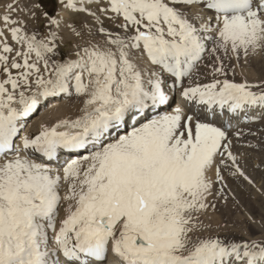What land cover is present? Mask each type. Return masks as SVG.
I'll use <instances>...</instances> for the list:
<instances>
[{"label": "snow or ice", "instance_id": "snow-or-ice-1", "mask_svg": "<svg viewBox=\"0 0 264 264\" xmlns=\"http://www.w3.org/2000/svg\"><path fill=\"white\" fill-rule=\"evenodd\" d=\"M58 3L73 18L45 10L43 32L13 4L0 16V264H264V239L198 235L227 178L255 183L232 121L264 118V80L230 79L225 57L264 60V0ZM65 30L77 42L60 61ZM166 86L191 110L147 115ZM60 94L79 115L24 132L41 98Z\"/></svg>", "mask_w": 264, "mask_h": 264}, {"label": "rangeland", "instance_id": "rangeland-1", "mask_svg": "<svg viewBox=\"0 0 264 264\" xmlns=\"http://www.w3.org/2000/svg\"><path fill=\"white\" fill-rule=\"evenodd\" d=\"M38 2L39 0H0V16L9 11L7 8L8 4H13L16 10L11 12L12 18L26 21L29 31L40 28L42 32L46 30L45 26L47 25L48 18L40 13L45 10L52 17L58 18L67 16L69 19L73 18L72 13L70 11L65 12L58 3V0H44L43 8L34 9L38 16V19H36L28 10L33 9L34 5ZM52 27L54 28V26ZM64 34L65 42L61 45V55L55 57V59L60 58L61 61L73 58L71 49L73 51V44L77 42L74 37L68 35L67 30H65ZM225 60L230 66V69L227 70L230 79L236 81L247 79L250 82L264 80V60H261L259 57L249 63H244L243 61L235 62V60L228 61L226 57ZM234 64L237 65L234 66ZM236 67L240 68L237 69ZM79 103H81V101ZM262 119L264 118L260 120ZM256 133H258L257 135L259 136L254 137L247 134L241 139L244 141L243 145H240L236 151L240 158L242 156L240 154H244L248 147L253 149V142L255 144L264 145V128L258 129ZM247 141L249 145L244 144ZM243 146H246L245 150L243 149L244 152L242 151ZM254 149L257 153L256 156H258L256 157L257 159L252 156L248 157L247 154H244L241 161L247 174L253 178L255 183L249 184L242 179L237 180L226 177L228 179V189H226L225 194H227L229 198L227 202L218 197L210 198L211 202L216 205V208H210L200 217L205 226L211 225L210 228L206 227L205 230H201L198 233L201 237L219 236L221 239H231L234 237L237 240H254L255 238L257 241L264 239V164H261V160L264 159V151H261L260 148ZM238 150L241 153H239ZM209 175L211 176V173Z\"/></svg>", "mask_w": 264, "mask_h": 264}, {"label": "bare ground", "instance_id": "bare-ground-1", "mask_svg": "<svg viewBox=\"0 0 264 264\" xmlns=\"http://www.w3.org/2000/svg\"><path fill=\"white\" fill-rule=\"evenodd\" d=\"M1 4H2V2H1ZM69 46H67V47H69ZM71 52L73 53L72 49H71ZM57 60L61 61L60 58H58ZM235 65H237V64H234V66ZM236 68L239 69L240 67L239 68L236 67ZM208 79H209L208 70L201 66L200 71L197 74V82H206ZM185 83H187V81H185ZM170 84H171V80L168 81V85H170ZM165 91L169 93L168 103L165 105L158 106L157 108H155L151 112H149L147 115L154 116V115H157L159 113L172 111L177 106H184L186 111L191 110L190 106H187L186 102L181 97L178 88L169 90V88L166 86ZM79 102L80 101L78 100V98L74 94L71 97L68 96L67 94H60L57 96L49 97L47 99L41 98V103H40L38 109L30 117L26 118L23 121V123H24V130L23 131L27 132V133H33L34 134V133L38 132V130L42 124H51V123L55 122L56 120L62 119V118L74 119L77 115H79V109L81 107V103H79ZM256 117H260L259 111H257L254 114H251V117L249 119H247L246 121L243 118H241L239 122L232 121V123L233 124L238 123V127L240 129H242L243 132L245 133L244 136H246L248 134V135L256 137V136H259V135H257L258 133H256L258 131V129L264 128V122H263L264 119H262L263 120L262 121V120H260L261 118H256ZM132 123H134V121H129V126ZM126 130H127V128L121 129V131H126ZM252 133H255V135H253ZM243 137H241L238 141H235V143H236L235 151H237V148L240 145H243L244 141L241 140ZM257 138H256V140H257ZM233 139H235V138H233ZM248 141L244 144H248ZM253 143H252V146L257 144V143L256 144L255 143L253 144ZM257 145H259V144H257ZM245 147L246 146L242 147V151H243V149L245 150ZM89 150H91V149H89ZM254 150H255L254 148L252 149V148L248 147L247 150H245V152L244 151L243 152H244V154H247L248 157L252 156V157H255V159H257L256 157H258V156H256L257 153ZM87 151L88 150H82V151H77V152H73V153L65 152L63 154L62 159L55 162L54 166L59 167L60 164H62L64 162V160L69 159V158H77L81 155L86 154ZM240 151H241V149H240ZM240 151H239V153H241ZM244 154L241 153L240 155L243 156ZM242 156H241V158H242ZM253 161H255V160H253ZM218 235H220V234H218ZM254 240H255V238H254ZM109 259L111 260V257Z\"/></svg>", "mask_w": 264, "mask_h": 264}]
</instances>
